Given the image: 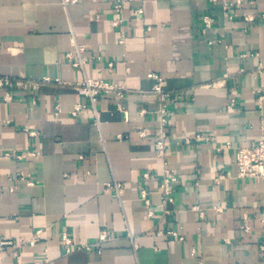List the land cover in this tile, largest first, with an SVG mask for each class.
<instances>
[{
	"label": "crops",
	"instance_id": "crops-1",
	"mask_svg": "<svg viewBox=\"0 0 264 264\" xmlns=\"http://www.w3.org/2000/svg\"><path fill=\"white\" fill-rule=\"evenodd\" d=\"M114 5L0 0V76L12 79L0 86V242H15L0 264H264V177L239 176L234 149L217 150L264 137V0H239L232 18L224 0ZM87 77L116 87L98 96V121L74 86ZM165 105L179 179L169 213L155 148ZM115 181L121 196L107 190ZM104 230L100 250L62 247L63 233L84 243Z\"/></svg>",
	"mask_w": 264,
	"mask_h": 264
},
{
	"label": "built area",
	"instance_id": "built-area-1",
	"mask_svg": "<svg viewBox=\"0 0 264 264\" xmlns=\"http://www.w3.org/2000/svg\"><path fill=\"white\" fill-rule=\"evenodd\" d=\"M212 1H216V0H212ZM238 3H239V0H233V1L224 0L225 15L228 18H232L234 16V14L231 12V7ZM123 7H124V0H115L114 9L116 13H120ZM136 13H143V9L138 8L136 10ZM254 18L255 17L253 15L245 14L246 20H254ZM263 18H264V15H263ZM203 20H204L205 27H211L215 22L214 17L211 15H205L203 17ZM118 23L119 21L117 20L114 21L115 25H117ZM124 38H125L124 34H121V41H123ZM79 50H82V48H79ZM155 76L158 79V83L155 85L154 90L158 92H162L163 91L162 85L164 82L163 78L158 75H155ZM46 80L48 81L50 79L47 78ZM11 82H12V79L10 77L0 76V86L2 87L8 86L11 84ZM74 86L78 89V91L82 95L90 99L93 107L95 108L96 118H97L96 120L98 121L99 114H98V111L96 110V103L98 100V96L102 92L104 91L109 92L111 90L116 89V87L113 84L103 79H95V78H89V77H87L82 82L75 83ZM82 106H83L82 103L77 104L72 113L74 115H77ZM235 107H236V100L232 99V101L228 105V109L233 110ZM159 113L161 115L162 125L156 135L155 148H156V152L159 155V157L165 160V166L160 176L161 177L160 192H161V205L164 209V212L169 213L170 212L169 205L175 202V188H176V185L179 179H178L177 173L167 165V160H166L167 158V138H168V132L166 129V125L168 124L166 105L163 106L159 110ZM119 138H122V135H120ZM196 138L203 139V138H206V136L202 134H197ZM230 148L234 149L239 176L241 177H264V137L256 145H253V146L232 147L231 143H227V145L225 146L217 147V150L223 151L224 149H230ZM6 155L11 156V157H16V158L25 157L23 153H18L16 151L7 152ZM145 177H149V173H146ZM223 177L224 175H220L217 181H220V179H222ZM20 179L22 180L28 179L27 182L31 183V180L29 179V177L27 178L25 173H21ZM110 189H115L116 193L119 196H121L123 192V185L117 181L113 183H108L107 190H110ZM142 199L145 201L147 205L151 203V199L149 197L147 189H142ZM149 213L150 215L154 214L153 211H150ZM167 232L172 235L178 234L177 232L173 230H168ZM42 233L43 231L41 229L38 230L32 238L22 239L21 241H19L20 242L19 245L29 244V245L34 246L40 240ZM109 239H111V233L108 230H104L100 234L99 239L96 241L78 243L68 233H63L61 242H62V247L65 250V252L72 253L78 250H86V251H92L95 249L100 250L103 244ZM13 244H15V242L12 240L2 239L0 242V247L2 249L6 245H13ZM134 247H136L135 242H134ZM19 264H24V263L19 262Z\"/></svg>",
	"mask_w": 264,
	"mask_h": 264
}]
</instances>
